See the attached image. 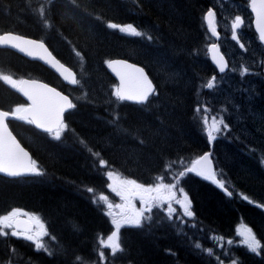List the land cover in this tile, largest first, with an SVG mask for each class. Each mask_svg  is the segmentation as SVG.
I'll list each match as a JSON object with an SVG mask.
<instances>
[{
	"label": "trees",
	"instance_id": "1",
	"mask_svg": "<svg viewBox=\"0 0 264 264\" xmlns=\"http://www.w3.org/2000/svg\"><path fill=\"white\" fill-rule=\"evenodd\" d=\"M35 3L0 0V33L15 31L44 40L75 70L79 84L66 85L40 62L4 47H0V73L43 79L67 92L77 107L67 115L68 131L60 141L25 122L10 121L44 175L8 178L0 174V215L13 208L38 215L50 234L44 243L54 254L36 251L23 239L0 237V264L10 259L13 264H74L77 255L93 264L98 259V238H106L113 226L103 205L92 200L103 193L118 201L106 187V172L153 184L158 176L171 178L182 170L181 158L190 164L205 151L212 153L218 178L225 179L233 197L190 174L183 186L193 201L197 228L185 227L187 236L167 221L143 230L122 229L124 251L110 258L109 264H209L206 255L190 247L195 242L214 248L227 264L230 259L207 237L223 236L227 247V239L239 241L236 229L241 224L252 227L264 244V209L256 207L264 203V164L259 159L264 154V105L261 134L248 136L235 119L231 99L215 96L205 87L213 75L220 76L206 48L210 34L204 15L213 1L53 0L51 27H45L28 8ZM109 22L133 24L145 36L109 29ZM114 57L130 59L147 70L156 86L150 102L119 103L111 96L117 82L105 62ZM25 103L19 92L0 81L1 108L11 111ZM198 104H209L210 116L228 109L223 115L230 131L212 144L203 131V113L195 111ZM101 159L107 161L106 168H100ZM169 164L172 170L166 172ZM241 193L255 203L242 200ZM231 252L242 264H264V254L248 253L243 246ZM211 264H217L215 256Z\"/></svg>",
	"mask_w": 264,
	"mask_h": 264
},
{
	"label": "snow or ice",
	"instance_id": "2",
	"mask_svg": "<svg viewBox=\"0 0 264 264\" xmlns=\"http://www.w3.org/2000/svg\"><path fill=\"white\" fill-rule=\"evenodd\" d=\"M54 6L53 0H36L35 4H29L28 8L40 19L45 27H51L49 15L51 8ZM248 6L251 12L255 14V31L258 34L260 44L264 45V0H248ZM217 13L213 7H209L204 15V21L207 25V31L210 36L216 38L217 43L208 46L207 52L215 65L217 72L221 77L229 71V62L226 55L222 53L219 45L220 33L218 31ZM107 28L119 30L120 33L136 37L142 36L133 24L121 25L109 22ZM245 26V19L242 15L236 14L230 22L231 40L239 45L240 49L247 51L245 43L241 40V30ZM0 47H9L25 53L27 56L39 58L45 63H51L57 70L63 69L61 75L71 85L79 84L76 76L69 71L63 64H59L48 51L45 43L36 40L26 39L21 35L13 33L0 34ZM77 55L79 53L77 52ZM107 67L112 70L119 80V84L114 86L111 96L119 103L132 102L135 104H146L150 98L156 95V89L146 74L144 68L135 64L128 63L125 60H108L105 62ZM264 65V61H261ZM235 71V69H232ZM249 67L241 66L239 76L243 81L248 75H253ZM0 81L9 85L17 92L21 93L27 100L26 104H20L11 111L0 110V174L8 178L20 177H39L44 175L37 162L30 156L29 152L21 146L10 130V121H22L32 125L35 129L40 130L48 137L55 141H60L64 133L68 131L66 123L67 115L71 114L77 105L56 88L49 87L46 83L36 80L14 79L11 75L0 73ZM205 87L213 90L219 87L217 76L213 75L208 79ZM241 93L252 95L247 88H242ZM237 110L240 104L235 105ZM195 111L203 113V131L206 134L209 144L214 143L221 135L230 131V126L226 122L223 113L228 111L223 108L220 113L211 115L213 112L209 104H198ZM119 119V117H116ZM83 143V141H81ZM91 151V149H89ZM255 151V149H252ZM99 156V153H94ZM260 163L264 164V154L260 156ZM100 168L107 167V161H99ZM173 165L169 164L166 172L172 170ZM182 170L169 178L167 175L157 177L159 182L145 185L138 183L135 179L121 177L113 171L106 172V187L114 197L119 198V203L113 202L108 195L101 193L92 202L103 205L106 209L104 215L110 218L113 230L104 238L102 235L98 238V259L93 264H109L110 258H116L117 254L122 253L124 248L121 243V231L125 228L143 230L146 226L163 225L165 221L177 228L178 233L187 236L183 231L185 227L197 228L195 222V212L193 210V201L190 194L183 186V181L190 174L208 181L215 185L224 194L231 198L234 193L226 186L223 178H218L220 173L212 158L211 152H205L190 161V164L184 163L181 158ZM92 193L93 188L87 189ZM242 200L249 204L255 203L248 195L240 194ZM139 202L137 206L136 202ZM256 207L264 209V203H256ZM187 218V219H186ZM191 221V223H189ZM179 226V227H178ZM204 231L203 228L198 229ZM50 234L41 221V218L35 214L24 211L20 208H13L6 214L0 215V237H15L31 242L36 251L47 252L48 255L54 253L43 242L45 237ZM236 236L240 239L235 241L232 238L227 239L225 247L223 236H209L215 247L220 249L223 257L230 259L231 264H242L239 257L232 258L231 249L233 247L243 246L248 253L262 256L264 254V244L258 238L252 227L241 224L236 229ZM55 239V237H52ZM190 247L197 251L199 255H206L211 264V258L215 256L217 264H225V259L217 254L214 248L205 249L201 242H195ZM108 250V254L106 251ZM15 253V249H13ZM8 264H13L11 259ZM74 264H87L83 256L77 255Z\"/></svg>",
	"mask_w": 264,
	"mask_h": 264
},
{
	"label": "rangeland",
	"instance_id": "3",
	"mask_svg": "<svg viewBox=\"0 0 264 264\" xmlns=\"http://www.w3.org/2000/svg\"><path fill=\"white\" fill-rule=\"evenodd\" d=\"M212 1L214 3L213 5L215 6V10L217 13L216 18H217L218 28H221L224 31V35L220 41V44L223 51L231 61V64H230V70L226 72L223 75V77L217 76L219 87L211 91L215 96L219 95V97L223 96L231 99L232 111L236 121L240 123V127L242 128L241 131H245L246 135L248 136L256 137L257 134L260 135L262 132L261 131L262 126L260 125L262 118V111L260 108H262V105H264L263 102L264 78L262 77V75L264 76V65L261 64V61H264V54L260 50V46L256 38V33L253 30V27L251 26V13L248 9V0H212ZM236 14L242 15L246 20V24L244 28L241 30V39H243L242 42L245 43L248 49L247 51L241 50L239 45H237L235 41L231 40L230 22L231 19H233ZM140 32L142 33L141 37H144L145 35L143 31ZM209 39L211 41L212 37L209 36L208 40ZM210 41H208V43ZM208 43L206 44V46H208ZM204 46L205 45H203L202 48H204ZM241 66L249 67L253 73H258V74L248 75L243 81H241L239 76V72L241 71ZM232 69H235V71H232ZM11 76L17 80L21 79V77L17 78L13 75ZM252 77H256L257 79L254 80ZM242 88L249 89L252 92V95H247V94L242 95L241 93ZM237 103L240 104L239 110L235 108V105ZM209 119H211V116L209 117ZM119 175L121 177H124L121 174ZM117 200L118 201L116 203H119L120 201L118 197ZM136 203L137 206H139V202L137 201ZM41 221L44 223L42 219ZM227 264H231V262Z\"/></svg>",
	"mask_w": 264,
	"mask_h": 264
},
{
	"label": "water",
	"instance_id": "4",
	"mask_svg": "<svg viewBox=\"0 0 264 264\" xmlns=\"http://www.w3.org/2000/svg\"><path fill=\"white\" fill-rule=\"evenodd\" d=\"M250 8V7H249ZM251 10V9H250ZM253 14V25H254V28H255V14L254 13H252ZM3 33H13V34H17V35H21V34H19V33H15V32H13V31H6V32H2V33H0V34H3ZM21 36H23L24 38H26V39H31V40H36V41H39V42H43V43H45L44 41H42V40H40V39H36V38H33V37H30V36H26V35H21ZM216 39V38H215ZM212 43H217V41H215V42H212ZM212 43H210V44H212ZM209 44V45H210ZM45 46L47 47V49H48V51L52 54V57L54 58V60L55 61H58L59 62V64H63L66 68H68L69 69V71H71L75 76H76V72L74 71V69H72L71 67H69L67 64H65L64 62H62L52 51H51V49L48 47V45L45 43ZM7 48H9V47H7ZM9 49H12V50H14V51H16V52H18L19 54H21L22 56H24V57H26V58H28V59H30V60H36V61H39V62H41L43 65H45V66H47V67H49L52 71H54L65 83H67V84H69V85H71L68 81H66L65 79H64V77L61 75V71H63V69H60V70H57L58 69V67H59V65H57V67H53L52 66V64L51 63H45V61L44 60H40L39 58H33V57H30V56H27L25 53H21V52H19L18 50H16V49H13V48H9ZM222 51V50H221ZM222 53H223V51H222ZM209 59H210V61H211V58H210V56H209ZM226 59H227V57H226ZM110 60H125V61H127L128 63H132V64H135V65H137L138 67H142V68H144L142 65H140V64H138V63H135V62H133V61H131V60H129V59H127V58H123V57H115V58H112V59H110ZM228 60V59H227ZM211 63H212V61H211ZM213 64V63H212ZM214 65V64H213ZM215 66V65H214ZM107 69H108V71L113 75V77L116 79V81H117V85L119 84V80H118V78L115 76V74L112 72V70L111 69H109L108 67H107ZM144 70H145V72H146V74L149 76V74H148V72L146 71V69L144 68ZM77 78V77H76ZM21 79H26V80H36V81H39V82H41V83H46L49 87H53V88H56L55 86H53L52 84H50V83H48V82H46V81H44V80H42V79H38V78H32V77H23V78H21ZM149 79L152 81V79H151V77L149 76ZM152 83H153V85H154V87H155V84H154V82L152 81ZM72 86H75V85H72ZM58 91H61L63 94H65V95H68L67 93H65V92H63L62 90H60V89H58V88H56ZM21 96L25 99V101L27 102V100H26V98L21 94ZM69 96V95H68ZM69 98L71 99V97L69 96ZM0 110H4V109H2L1 107H0ZM4 111H7V110H4ZM10 130L12 131V129L10 128ZM12 133H13V135L14 136H16L15 135V133L12 131ZM16 138H17V136H16ZM17 140L20 142V140L17 138ZM21 143V142H20ZM21 146L22 147H24L25 148V150L26 151H28L29 152V154H30V156L32 157V154L30 153V151L21 143ZM206 152H209V151H206ZM205 153V152H204ZM204 153H202L201 155H203ZM33 158V157H32ZM2 175V174H1Z\"/></svg>",
	"mask_w": 264,
	"mask_h": 264
},
{
	"label": "flooded vegetation",
	"instance_id": "5",
	"mask_svg": "<svg viewBox=\"0 0 264 264\" xmlns=\"http://www.w3.org/2000/svg\"><path fill=\"white\" fill-rule=\"evenodd\" d=\"M251 13V12H250ZM245 19V18H244ZM245 24H246V20H245ZM251 26L253 27V30L255 31V28H254V25H253V16H252V14H251ZM255 33H256V31H255ZM256 38H257V41H258V44H259V46H260V50L263 52V54H264V45H262V44H260V42H259V40H258V35H257V33H256ZM242 41H243V39H241ZM255 75V74H254ZM262 77L264 78V76L262 75ZM253 79H257L256 77H252ZM260 96V95H259Z\"/></svg>",
	"mask_w": 264,
	"mask_h": 264
},
{
	"label": "bare ground",
	"instance_id": "6",
	"mask_svg": "<svg viewBox=\"0 0 264 264\" xmlns=\"http://www.w3.org/2000/svg\"><path fill=\"white\" fill-rule=\"evenodd\" d=\"M210 1V0H209ZM217 3V2H216ZM225 4H227V3H225ZM209 5V4H208ZM212 7H214V6H212ZM159 76V75H158ZM233 76V75H232ZM235 76V75H234ZM235 79V78H234ZM234 79H233V81H234ZM255 80V79H254ZM253 80V81H254ZM258 81V80H257ZM243 84V83H242ZM244 85V84H243ZM263 85V84H262ZM261 87V86H260ZM264 87V86H263ZM248 88V87H247ZM236 92V91H235ZM238 97V96H237ZM242 100V99H241ZM124 261V260H123Z\"/></svg>",
	"mask_w": 264,
	"mask_h": 264
}]
</instances>
